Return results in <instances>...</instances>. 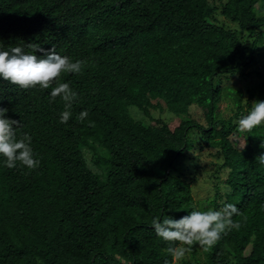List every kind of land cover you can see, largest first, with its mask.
I'll return each instance as SVG.
<instances>
[{"label":"trees","instance_id":"1","mask_svg":"<svg viewBox=\"0 0 264 264\" xmlns=\"http://www.w3.org/2000/svg\"><path fill=\"white\" fill-rule=\"evenodd\" d=\"M0 43L54 46L85 62L48 89L0 81V107L41 161L32 170L0 162V264H174L167 249L179 242L158 237L152 219L225 203L240 210L239 227L180 264H264V124H237L264 100V0H0ZM252 75L260 81L244 88L219 85ZM62 82L78 93L64 124L65 102L48 96ZM210 148L221 159L196 205V149Z\"/></svg>","mask_w":264,"mask_h":264},{"label":"clouds","instance_id":"2","mask_svg":"<svg viewBox=\"0 0 264 264\" xmlns=\"http://www.w3.org/2000/svg\"><path fill=\"white\" fill-rule=\"evenodd\" d=\"M27 47L32 51L26 52L21 46L5 48L0 43V81H7L22 89L36 87L48 89L61 72L78 74L85 63L80 59L73 61L67 55H60L54 46L43 49L37 43H28ZM36 51L42 55L38 57L34 54ZM48 96L50 102L57 96L65 102L64 110L59 114V122L67 123L78 93L68 82H62L52 87ZM8 111L6 107H0V157L3 158L0 162L10 169L18 166H23L26 170L38 168L41 161L31 146V136L25 132L17 138L16 130L20 127V122L8 118L6 115ZM88 115L89 111L83 109L78 117L83 120ZM237 124L241 131L264 124V100L253 102L251 108L239 117ZM85 153V162L89 170L95 173L96 167L91 159V153L87 150ZM259 157L260 163L264 164V152ZM239 214L240 210L235 204L225 203L219 210L212 208L192 210L179 219L166 215L162 220L154 217L151 227L162 240L179 242L167 249L172 261L175 262L190 252L194 243L211 247L226 231L238 228V223L232 217ZM165 264L171 262L165 260Z\"/></svg>","mask_w":264,"mask_h":264},{"label":"rangeland","instance_id":"3","mask_svg":"<svg viewBox=\"0 0 264 264\" xmlns=\"http://www.w3.org/2000/svg\"><path fill=\"white\" fill-rule=\"evenodd\" d=\"M217 24L224 26L225 28L233 29L234 26L229 23L227 20L223 19L220 15H216ZM211 23H214V21H211ZM261 51L264 53V43L261 45ZM258 69H261L262 73H264V56L260 59H258ZM260 79L255 78L253 75L248 78V80L243 82L239 77L237 76H224L220 78L219 85L226 89H237L241 87H245L247 84L251 82H259ZM216 108L218 112L222 115H226V100L222 99L219 102L215 103ZM133 117L137 120L142 119V115L139 111L135 109H131ZM154 118H160L165 121L170 120V116L160 113L159 111H155L152 113ZM217 150L216 149H205L203 152H199L196 149V154L198 155V166H197V179L198 182L194 186V191L192 193L194 197L195 204L199 205L200 202H203L205 196L209 195L212 190V178L215 175V171L217 169L218 161L221 159L220 155H216ZM195 171V170H194ZM200 210V209H199ZM202 248V245L199 243H194L191 246V251L185 253V255L179 260L175 261L174 264H180L181 260H191V255L193 251H200Z\"/></svg>","mask_w":264,"mask_h":264}]
</instances>
